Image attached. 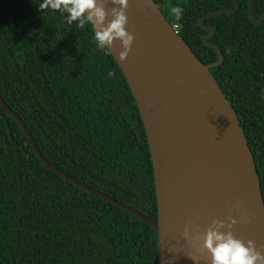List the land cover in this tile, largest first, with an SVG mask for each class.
<instances>
[{"label": "trees", "instance_id": "obj_1", "mask_svg": "<svg viewBox=\"0 0 264 264\" xmlns=\"http://www.w3.org/2000/svg\"><path fill=\"white\" fill-rule=\"evenodd\" d=\"M153 1L204 65L217 61L198 20L234 0ZM41 3L0 0V98L51 165L156 221L151 155L122 71L90 26ZM238 3L203 24L215 29L209 43L224 60L211 74L244 130L264 200V22L253 25L248 0ZM252 12L259 20L264 0H252ZM157 262L152 226L48 170L0 107V264Z\"/></svg>", "mask_w": 264, "mask_h": 264}, {"label": "water", "instance_id": "obj_2", "mask_svg": "<svg viewBox=\"0 0 264 264\" xmlns=\"http://www.w3.org/2000/svg\"><path fill=\"white\" fill-rule=\"evenodd\" d=\"M103 3L107 24L114 6ZM223 9L198 20L206 32L203 45L214 50L217 61L204 65L176 33L153 0H128L126 30L134 40L124 61L115 41L109 53L122 71L136 103L146 135L154 175L157 220L83 184L51 165L40 153L26 125L0 98L2 111L20 126L36 157L51 172L106 202L135 215L157 232V264H211L203 235L213 220L223 221L233 236L255 242L264 250V200L255 160L231 103L211 74L222 64L220 49L209 43L215 29L204 21L234 14ZM249 19L255 26L252 0ZM186 225L195 231L186 238ZM264 254V251H262Z\"/></svg>", "mask_w": 264, "mask_h": 264}, {"label": "clouds", "instance_id": "obj_3", "mask_svg": "<svg viewBox=\"0 0 264 264\" xmlns=\"http://www.w3.org/2000/svg\"><path fill=\"white\" fill-rule=\"evenodd\" d=\"M110 3L118 7L111 9L112 19L107 24L103 3L97 0H42L40 10L48 9L60 14L69 25L75 22L79 28L90 26L97 50H110L114 42L119 41L122 48L119 59L124 61L134 40L133 34L126 30L128 0H110ZM107 75L115 77L116 73L109 70ZM235 223L237 221L232 219L226 226L223 221L213 220L204 233L203 248L209 254L211 264H264V250H258L254 241L245 243L235 238L230 230L222 231ZM193 231L195 226L186 225L183 234L187 238Z\"/></svg>", "mask_w": 264, "mask_h": 264}, {"label": "built area", "instance_id": "obj_4", "mask_svg": "<svg viewBox=\"0 0 264 264\" xmlns=\"http://www.w3.org/2000/svg\"><path fill=\"white\" fill-rule=\"evenodd\" d=\"M172 28H173V30H174L176 33H178V32H177V31H178V27H177L176 25H173Z\"/></svg>", "mask_w": 264, "mask_h": 264}]
</instances>
